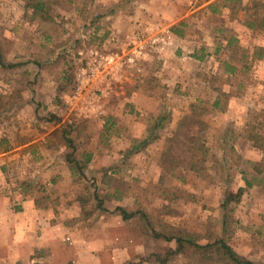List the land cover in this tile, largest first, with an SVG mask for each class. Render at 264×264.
Returning <instances> with one entry per match:
<instances>
[{
  "label": "rangeland",
  "instance_id": "374dc122",
  "mask_svg": "<svg viewBox=\"0 0 264 264\" xmlns=\"http://www.w3.org/2000/svg\"><path fill=\"white\" fill-rule=\"evenodd\" d=\"M216 1L51 0L36 11L32 0H0V122L16 132L0 138V149L17 145L21 133L47 137L35 154L66 170L47 174L70 191L65 204L89 194L86 222L113 216L112 239L105 223L96 230L106 233L100 264H231L203 247L218 239L264 264V182L223 206L228 191L245 185L242 171L253 174L264 157L244 137L245 126L264 116V56L257 55L264 32L246 25L264 0H241L236 9L218 2L214 10ZM183 20L179 37L171 28ZM217 98L226 111L214 107ZM88 101L91 111L83 109ZM160 116L168 122L153 129ZM203 122L212 134L199 143ZM230 146L239 155L234 164ZM120 206L148 217L124 219ZM156 232L191 234L199 247L178 249ZM107 250H118L117 259Z\"/></svg>",
  "mask_w": 264,
  "mask_h": 264
},
{
  "label": "crops",
  "instance_id": "0c3cea01",
  "mask_svg": "<svg viewBox=\"0 0 264 264\" xmlns=\"http://www.w3.org/2000/svg\"><path fill=\"white\" fill-rule=\"evenodd\" d=\"M2 128L0 122L3 140L16 135ZM23 135L11 149H0V264H100L95 255L106 253V233L97 236L96 230L105 223L112 239L113 216L86 222L79 197L72 198L71 205L65 204L70 191L62 190L63 180L47 178V174L59 176L65 169L53 167L51 160L35 154L36 141L47 137ZM53 154L45 156L51 159ZM14 157L19 165H13ZM107 251L117 259L118 250ZM86 255L91 256L90 262Z\"/></svg>",
  "mask_w": 264,
  "mask_h": 264
},
{
  "label": "trees",
  "instance_id": "16d2710c",
  "mask_svg": "<svg viewBox=\"0 0 264 264\" xmlns=\"http://www.w3.org/2000/svg\"><path fill=\"white\" fill-rule=\"evenodd\" d=\"M34 3H36V5H33L35 7V10H44V8L48 7L49 3L51 0H32ZM225 1L226 4L228 3V1H233L234 4H232L231 9H236V3H239L241 0H217L216 2H214L212 4V7L214 8V10L216 9V6L218 4V2H223ZM231 5V4H230ZM254 7L256 8L254 13L250 14L251 19L246 20V25L254 30H260L264 32V12H261L262 10H264V1H257L254 4ZM262 9V10H261ZM187 26V22H185V20L180 21L176 24H174L172 26V31L179 37H184L185 33H186V29L185 27ZM261 53L257 54L258 58H261L264 56L263 50L264 47H260L259 48ZM0 57L2 58V54L0 51ZM227 64V63H226ZM237 69V66L235 65H229V71L231 73H235ZM61 91H64V89H62ZM224 98L228 97L229 95L227 93H222L221 94ZM214 107L218 110L221 111H226L227 106L222 104V98H217L214 102ZM4 105H0V107H2ZM197 106H192V113H196ZM202 113V112H199ZM264 116H258L256 117V120L252 123H249L248 125L245 126L244 131V137L252 143L253 147L255 146V148H259L262 149L264 151V132L261 133L259 130L260 129H264ZM168 118L165 116H160L159 118H154L152 119L153 121V125L152 128H161L164 127L166 122H168ZM204 123V122H203ZM205 128L202 129L201 134L198 138L199 143L201 142H206L210 137L212 133H208L206 124L204 123ZM69 145L72 146V140L69 139L68 140ZM230 152H228L226 155H230L231 156V161L232 163H236L237 160L236 158L239 157V155L236 153V150L233 146H230L229 148ZM68 160L69 161H77L76 158H73V155H69L68 156ZM194 157V156H193ZM72 158V159H71ZM71 159V160H70ZM228 162L227 161H222L221 162V167H225L226 164ZM233 164H229V165H233ZM189 167L192 170H196L199 171V163L196 160H192L190 159L189 161ZM243 174V180L245 182L244 186H240L239 190L234 192V191H228L227 192V196H226V200L224 201L223 206L228 208V205L232 202V201H240L242 195L244 194L245 190L251 189L255 186L256 183L258 182H264V157L255 162L254 167H253V174H249L247 171H242ZM257 181V182H256ZM88 196H83V198L79 196V200L81 201V203L83 201H85L86 199H90V195L87 194ZM94 197L96 198L97 195L94 193ZM104 201L102 200V198H100V200H98V207H104L103 205ZM82 206V211L85 214V202L81 205ZM118 210L120 211V214L122 215V217L124 219H131L135 216H140L142 218H147V214H145L144 212H140L138 211H134L133 209L129 208V207H125V206H120L118 208ZM162 232H156L155 235L157 237H164L166 240H174L177 244H178V249H183V247H187V244L191 245L193 247V245L197 247H199V244H195L196 242H194V239L191 238L192 235L191 234H161ZM210 246L213 249H216L217 254H220L224 261H227L228 263L231 264H256L253 261H250L244 257H240L234 250L233 248L228 245L225 240L223 239H218L214 242V244L211 245H205L203 246L204 248ZM215 247V248H214Z\"/></svg>",
  "mask_w": 264,
  "mask_h": 264
},
{
  "label": "built area",
  "instance_id": "2783aa9c",
  "mask_svg": "<svg viewBox=\"0 0 264 264\" xmlns=\"http://www.w3.org/2000/svg\"><path fill=\"white\" fill-rule=\"evenodd\" d=\"M141 53L139 50H136L135 54H139ZM134 60V57L133 56H130L126 61H133ZM85 95H88V93H85ZM91 102L92 101H88V104H85L83 106V109L87 108L89 111H91L93 109V106L91 107Z\"/></svg>",
  "mask_w": 264,
  "mask_h": 264
}]
</instances>
